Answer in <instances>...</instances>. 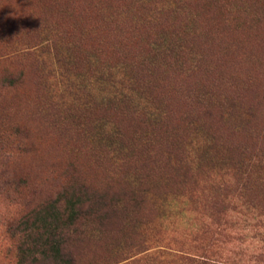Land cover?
<instances>
[{"label":"rangeland","instance_id":"1","mask_svg":"<svg viewBox=\"0 0 264 264\" xmlns=\"http://www.w3.org/2000/svg\"><path fill=\"white\" fill-rule=\"evenodd\" d=\"M10 145L0 264L65 191L103 196L78 264H264V0H0Z\"/></svg>","mask_w":264,"mask_h":264},{"label":"trees","instance_id":"2","mask_svg":"<svg viewBox=\"0 0 264 264\" xmlns=\"http://www.w3.org/2000/svg\"><path fill=\"white\" fill-rule=\"evenodd\" d=\"M218 8L220 7L218 6ZM219 12H221V9ZM12 83L14 84L15 80ZM135 123L139 126L145 124L142 121H136ZM161 133L162 136L166 135L165 131L162 130L154 132V135ZM171 135L169 134V137ZM15 151L16 148L11 145L8 147L0 146V179L2 178L1 187L5 189L9 187L19 188L23 184L17 183L14 185V182L10 179L9 163L14 159ZM64 186L67 187L63 190H97L87 186L77 188L69 184ZM122 189L121 186L120 190ZM220 191L218 195L220 200L218 201L225 203V197L221 199L224 193L222 190ZM100 196L97 192L90 194L86 191H65L58 198L38 206L25 216L20 222L18 230L20 241L16 247V264H78L74 251L77 249L76 247L80 242L79 238L82 235L79 229L89 217L96 218L100 222L104 219L103 216H98L99 212L101 213L100 208L97 207L98 202L103 198L102 195ZM226 210L222 206L219 214H225ZM112 213L115 214L117 211L113 208ZM101 225L103 227V222ZM73 248L75 249L72 250ZM184 259L191 264H232L207 256H197L196 258L187 255Z\"/></svg>","mask_w":264,"mask_h":264}]
</instances>
